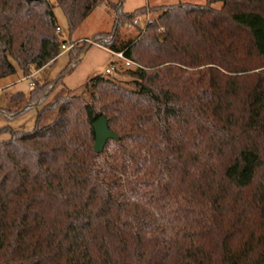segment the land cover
Masks as SVG:
<instances>
[{
	"label": "trees",
	"instance_id": "obj_1",
	"mask_svg": "<svg viewBox=\"0 0 264 264\" xmlns=\"http://www.w3.org/2000/svg\"><path fill=\"white\" fill-rule=\"evenodd\" d=\"M104 2L111 29L72 43L55 79L11 93L23 107L0 109H37L31 129L0 127V264H264V70L250 73L264 0L166 5L125 40L144 8L123 0H0V79L56 62L68 43L56 5L71 37ZM93 44L139 64L125 66L133 88L97 75L89 101L45 103ZM102 116L118 139L97 153Z\"/></svg>",
	"mask_w": 264,
	"mask_h": 264
},
{
	"label": "rangeland",
	"instance_id": "obj_2",
	"mask_svg": "<svg viewBox=\"0 0 264 264\" xmlns=\"http://www.w3.org/2000/svg\"><path fill=\"white\" fill-rule=\"evenodd\" d=\"M52 3H55V0H50ZM114 1V0H112ZM179 2H187L191 4H204L207 0H123L122 8L125 12H133L135 9L144 8L137 17L140 18L139 25H129L127 22L121 28L120 31V40H125L127 38L134 39L139 33L143 32L146 25L153 19H156L160 14L164 12L166 5L176 4ZM212 6L216 8L221 7L220 1H215L212 3ZM153 7H157L158 9H153ZM57 23L60 26V38L67 39L69 49L67 51H63L61 49V53L56 62L51 66H46L44 69L39 72L38 76L33 77L28 75L23 79V74L21 71L17 72L15 75H10L8 78L0 79V109L8 110L11 108V111H16L17 109L23 107L24 101L21 102H13L9 103V97L11 93H15L18 91L27 94L30 90L29 88L32 86V81L37 79L40 84L43 81H49L55 79L59 72L67 65L69 61L68 52L72 47V43L75 44L73 49H81L84 45H86L92 35L98 32L109 31L112 27L113 21V12L110 8L107 7L106 2L97 6L95 10H93L84 22L81 24L79 28H77L72 34L71 37H68V30L66 25V18L63 11L59 6H55L54 9ZM164 26H160L157 31L163 32ZM88 38V39H87ZM89 43H92L91 41ZM81 60L76 64V66L72 69L71 72L66 74L63 77V84H58L52 92L51 95L45 100V103L53 101L57 96L62 95H82L86 101H89V95L86 90L83 88L84 84L93 76L97 75H106L110 78H113L117 84H121L127 88H133L132 85V77L127 73L125 69L124 61L121 58H118L114 54L111 53L106 47H99L98 45L88 46ZM254 69L250 70V73L257 74L262 73L264 70V58L262 59H253ZM110 62H115L117 64V69L115 72L106 73L104 69L109 65ZM134 67V66H132ZM200 68V67H199ZM199 68H188V70L184 76L190 74V72L197 71ZM5 110V111H6ZM7 112V111H6ZM37 109L33 108L27 111L25 114L10 118L8 120L5 116L0 115V127L3 126H12L13 128L20 129H31L35 124V116ZM8 114V113H7ZM10 115V114H8ZM2 138H8V134L1 135Z\"/></svg>",
	"mask_w": 264,
	"mask_h": 264
},
{
	"label": "water",
	"instance_id": "obj_3",
	"mask_svg": "<svg viewBox=\"0 0 264 264\" xmlns=\"http://www.w3.org/2000/svg\"><path fill=\"white\" fill-rule=\"evenodd\" d=\"M95 141H94V151L97 153L103 152L104 147L106 146V142L110 139L117 140L118 135L112 132L108 125V119L106 117H100L98 120L93 122L92 124Z\"/></svg>",
	"mask_w": 264,
	"mask_h": 264
},
{
	"label": "built area",
	"instance_id": "obj_4",
	"mask_svg": "<svg viewBox=\"0 0 264 264\" xmlns=\"http://www.w3.org/2000/svg\"><path fill=\"white\" fill-rule=\"evenodd\" d=\"M128 24L129 25H139V24H141L140 23V18L139 17H136V18H134V20L132 21V22H128ZM145 29H143V31H144ZM60 32V28L58 27L57 29H56V33H59ZM61 49L63 50V51H67L68 49H69V46L67 45V44H63L62 46H61ZM114 55L115 56H117L118 58H121L123 61H124V64H125V66H127V67H130V66H139V64L138 63H136V62H133V61H131L130 59H127V58H125L124 57V55H122V53L121 52H119V53H114ZM117 69V64L115 63V62H110L109 63V65L104 69V72H106V73H112V72H115V70Z\"/></svg>",
	"mask_w": 264,
	"mask_h": 264
},
{
	"label": "crops",
	"instance_id": "obj_5",
	"mask_svg": "<svg viewBox=\"0 0 264 264\" xmlns=\"http://www.w3.org/2000/svg\"><path fill=\"white\" fill-rule=\"evenodd\" d=\"M99 46V45H98ZM99 47H101V46H99ZM101 48H103V47H101ZM112 54H114L113 52H111ZM62 54V53H61ZM45 68V67H44ZM44 68H42V69H44ZM41 69V70H42ZM41 70H39V71H32L33 72V77L35 76H38V74H40L39 72H41ZM19 72V71H18ZM15 75V74H14ZM10 76V75H9ZM27 77V76H26ZM8 78V77H7ZM25 77H23V79H24ZM4 79V78H3ZM29 92V91H28Z\"/></svg>",
	"mask_w": 264,
	"mask_h": 264
}]
</instances>
